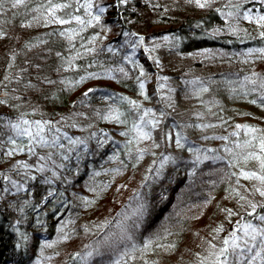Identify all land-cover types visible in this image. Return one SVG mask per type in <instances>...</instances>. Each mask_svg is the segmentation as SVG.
Segmentation results:
<instances>
[{"label": "trees", "instance_id": "16d2710c", "mask_svg": "<svg viewBox=\"0 0 264 264\" xmlns=\"http://www.w3.org/2000/svg\"><path fill=\"white\" fill-rule=\"evenodd\" d=\"M261 17L0 0V264H264Z\"/></svg>", "mask_w": 264, "mask_h": 264}, {"label": "rangeland", "instance_id": "374dc122", "mask_svg": "<svg viewBox=\"0 0 264 264\" xmlns=\"http://www.w3.org/2000/svg\"><path fill=\"white\" fill-rule=\"evenodd\" d=\"M133 250H131V252L129 253V259L130 260H134L135 263H137V258L134 259V254L132 252ZM126 255V251L118 254L115 259L113 260L112 263L109 264H134L132 263L130 260H128L127 258H124V256ZM35 263L37 264V261H35ZM83 264H88L87 262H84Z\"/></svg>", "mask_w": 264, "mask_h": 264}, {"label": "snow or ice", "instance_id": "6c2138e0", "mask_svg": "<svg viewBox=\"0 0 264 264\" xmlns=\"http://www.w3.org/2000/svg\"><path fill=\"white\" fill-rule=\"evenodd\" d=\"M21 3H23V0H15V4H21ZM97 19H98V17H97ZM261 19L264 20V17H261ZM59 22L60 23H65L66 21L60 20ZM141 87H143V85H141ZM25 123H27V122H25ZM38 127H40V126L38 125ZM38 134H39V132L37 133V135ZM260 147H261V150L264 151V142L261 143ZM261 179H264V177H261ZM262 194H264V193H262ZM262 219H264V218H262ZM227 243H228V241H225V244H227ZM222 251H226V249L222 250Z\"/></svg>", "mask_w": 264, "mask_h": 264}]
</instances>
